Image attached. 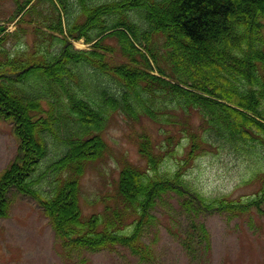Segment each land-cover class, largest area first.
I'll use <instances>...</instances> for the list:
<instances>
[{"label": "trees", "instance_id": "trees-1", "mask_svg": "<svg viewBox=\"0 0 264 264\" xmlns=\"http://www.w3.org/2000/svg\"><path fill=\"white\" fill-rule=\"evenodd\" d=\"M15 5L0 25V119L18 141L0 174V219L15 188L40 204L66 256L123 247L154 264L144 234L171 195L192 216L182 246L208 264L211 236L196 216L264 214V0ZM80 40L87 49L74 47ZM117 117L141 161H120L112 190L86 200V213L83 179L106 158L104 135ZM55 141L63 150L46 166ZM219 150L247 164L250 195L207 197L191 176L198 159Z\"/></svg>", "mask_w": 264, "mask_h": 264}, {"label": "rangeland", "instance_id": "rangeland-1", "mask_svg": "<svg viewBox=\"0 0 264 264\" xmlns=\"http://www.w3.org/2000/svg\"><path fill=\"white\" fill-rule=\"evenodd\" d=\"M15 9V0H0L1 26L5 27ZM9 29L13 31L16 27L11 24ZM73 43L77 49L88 48L83 40ZM144 124L154 129L150 122L144 121ZM130 130L127 122L117 117L105 133L109 147L106 158L91 166L83 179L82 205L86 213L92 210L85 204L86 200L93 201L100 193L112 190L120 161L126 157L141 161L133 138H130ZM55 149L63 150V147L59 142L53 143L44 162L46 166L53 156L59 155L54 154ZM17 152L13 124L0 119V174L15 159ZM230 153L219 150L208 154L198 159L190 170L207 197L221 194L248 196L253 192L251 186L242 185V178L248 173L247 164ZM9 200L10 214L0 219V264H152L140 263L123 247L84 252L82 257L66 256L34 198L14 188L9 193ZM153 213L158 217V223L145 230L144 241L156 251L157 262L154 264H195L180 240L192 216L186 214L171 195L166 196ZM196 220L206 225L211 236L208 264H264V214L255 211L243 219H231L226 214H201Z\"/></svg>", "mask_w": 264, "mask_h": 264}]
</instances>
